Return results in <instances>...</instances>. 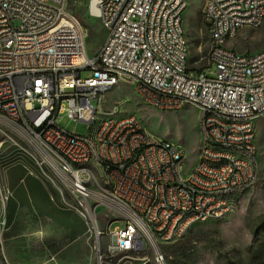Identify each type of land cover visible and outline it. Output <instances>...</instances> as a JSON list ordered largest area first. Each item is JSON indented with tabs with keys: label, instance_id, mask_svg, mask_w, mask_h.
Instances as JSON below:
<instances>
[{
	"label": "built area",
	"instance_id": "2783aa9c",
	"mask_svg": "<svg viewBox=\"0 0 264 264\" xmlns=\"http://www.w3.org/2000/svg\"><path fill=\"white\" fill-rule=\"evenodd\" d=\"M90 1L107 34L95 56L88 53L70 0H0V145L20 147L19 139L29 143L37 166L68 190L97 237H108L103 252L97 246L102 264L105 256L147 251L156 264H165L162 246L186 238L192 219H226L236 206V185H243L245 193L258 181L254 157L259 154L256 125L264 116V46L239 53L227 43L243 29L264 24V0L204 3L207 68H214L213 77L204 71L191 74L190 55L180 46V38L188 40V0ZM124 79L142 86L153 109L198 108L203 153L191 166V176L178 169V156L186 154L143 134L140 117L125 113L122 101L97 113L107 92ZM41 100H48V107H41ZM69 102H81L82 110H69ZM106 112H115L114 121H106ZM62 116L89 125V132H69L64 138H71L72 146L54 152L50 141H57ZM100 127H107L108 141H101ZM233 131H242V138H233ZM205 145H213V152L204 153ZM169 157H176V165H168ZM126 160H143V167L122 170ZM235 160H244V167L232 168ZM73 162H86V170L75 171ZM100 163H108V171H101ZM229 173H236V180H229ZM141 177H150L155 188L138 186ZM158 182L166 183L165 192H158ZM100 184H120L132 200L100 192ZM221 193H232V201H220ZM179 194L187 195L189 213L174 208ZM191 196H198V203H191ZM0 198L3 232L9 196L1 186ZM133 203L144 205V213L130 212ZM102 207L115 215L107 225L120 223L114 234L98 227ZM0 264H9L2 233Z\"/></svg>",
	"mask_w": 264,
	"mask_h": 264
},
{
	"label": "rangeland",
	"instance_id": "374dc122",
	"mask_svg": "<svg viewBox=\"0 0 264 264\" xmlns=\"http://www.w3.org/2000/svg\"><path fill=\"white\" fill-rule=\"evenodd\" d=\"M185 15L193 75L209 71L206 59L209 37L202 10L206 0H188ZM71 13L81 23L87 39V50L95 56L102 48L107 34L100 13L90 0H70ZM264 46V24L260 28L243 29L227 43L239 53H255ZM85 76L89 73L85 72ZM103 106L109 109L115 102L125 104L127 114H137L147 132L155 139L170 141L186 154L187 170L196 162L203 142L199 120L200 111L192 105L181 111H159L144 103L130 82L123 81L106 94ZM64 130L87 135L89 125L74 122L67 116L59 118ZM258 181L236 202L233 212L223 220L196 224L182 240L162 246L165 264H261L254 262L251 247L264 242V232L254 236L255 227L264 217V116L257 125ZM20 147L5 142L0 145V186L9 199L5 212L6 225L2 242L9 264H102L97 253L109 243L106 236L97 237L90 221L81 217L75 200L57 180H51L30 156L29 143L16 140ZM45 172L49 175L48 170ZM114 214L99 208L96 221L100 231L108 234V222ZM120 223L110 225V230ZM125 221L121 222L124 225ZM103 264H156L151 251L105 256Z\"/></svg>",
	"mask_w": 264,
	"mask_h": 264
},
{
	"label": "bare ground",
	"instance_id": "6f19581e",
	"mask_svg": "<svg viewBox=\"0 0 264 264\" xmlns=\"http://www.w3.org/2000/svg\"><path fill=\"white\" fill-rule=\"evenodd\" d=\"M180 46L183 48L187 55H190L189 42L187 38H180ZM126 82L131 83V79H124ZM121 82L117 83L118 86ZM134 90L138 97L146 103L148 106L153 108V102L151 99H147V94H143L142 86L133 85ZM106 102H102V106H97V113H104V107ZM41 107H48V100H41ZM69 110L71 111H81L82 103L81 102H69ZM166 111H176V109H167ZM115 112H106V121H114ZM140 127L143 128V134H149L140 118ZM101 141H108V131L107 127H100ZM64 135H69V132L60 128V134H57V141H50V148L54 150V152H62V145L64 146H72L71 138H64ZM233 138H242V131H233ZM163 142H169L170 147H178L176 144L162 140ZM203 143L200 148V153H203ZM213 145H205L204 153H212ZM186 156H178V169H183L184 176H191V169L187 170L186 164ZM254 164H258V157H254ZM168 165H176V157L168 158ZM143 167V160H126L122 163V170H134L140 169ZM244 160H235L232 161V168H243ZM73 169L75 171H85L86 170V162H73ZM101 171H108V163H100ZM229 180H236V173H229ZM257 183V182H256ZM254 183V185L256 184ZM138 186H148V188H155V181H150V177H141L138 179ZM166 183L158 182V192H165ZM100 192H104L109 195H114L122 202H130L132 200V193L127 191L125 188L120 187V184H100ZM244 193L243 185H236V193H235V202L242 196ZM220 201H232V193H221ZM191 203H198V196H191ZM187 204V195L179 194L176 196L174 200V208H181V213H189V206ZM0 208H4V200L0 198ZM130 212L133 213H144V205L141 203H133L130 204ZM224 218L219 217H208V218H198L191 220V227H194L198 223H204L210 220H223ZM2 233V226H0V235ZM108 234H114V230H110V225L108 227Z\"/></svg>",
	"mask_w": 264,
	"mask_h": 264
},
{
	"label": "trees",
	"instance_id": "16d2710c",
	"mask_svg": "<svg viewBox=\"0 0 264 264\" xmlns=\"http://www.w3.org/2000/svg\"><path fill=\"white\" fill-rule=\"evenodd\" d=\"M201 71L202 70H199L198 72H201ZM262 232H264V217L259 222V224L255 227L254 236L257 238ZM250 250H251L253 261L254 262L260 261L261 264H264V242L260 243L257 248L251 247Z\"/></svg>",
	"mask_w": 264,
	"mask_h": 264
}]
</instances>
